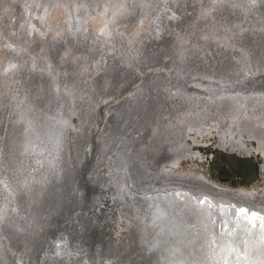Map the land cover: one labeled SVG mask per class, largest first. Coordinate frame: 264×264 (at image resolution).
<instances>
[{
  "label": "rangeland",
  "instance_id": "obj_1",
  "mask_svg": "<svg viewBox=\"0 0 264 264\" xmlns=\"http://www.w3.org/2000/svg\"><path fill=\"white\" fill-rule=\"evenodd\" d=\"M207 81L234 99L264 89V0H0V264H106L155 127L193 152L175 166L157 148L162 180L264 199L256 141L178 120Z\"/></svg>",
  "mask_w": 264,
  "mask_h": 264
},
{
  "label": "bare ground",
  "instance_id": "obj_2",
  "mask_svg": "<svg viewBox=\"0 0 264 264\" xmlns=\"http://www.w3.org/2000/svg\"><path fill=\"white\" fill-rule=\"evenodd\" d=\"M231 68L235 69V64H231ZM223 70L224 73L222 69L220 71L216 69L215 77L219 81H230V66H224ZM205 72L207 71L204 70V75L208 76ZM209 83L214 84L210 81ZM203 86L205 87L203 96L197 91L192 93L193 98H189L194 104L185 103L182 107L184 113L181 119H178L182 122V128L184 127L189 133L208 131L202 126L212 115L211 109L213 115L221 122L228 117L232 119L238 116L233 109H239L241 105L250 101L264 100L262 88L243 91L234 99L225 93L210 94L209 92L213 91L212 87ZM199 99L205 100V104L210 103L207 106L211 109L198 108L197 104H204L202 101L199 103ZM228 106L231 111L228 110ZM193 110L198 111L197 124L191 123V119L188 118ZM194 118L195 116L192 120ZM156 129L159 130L155 127L154 131ZM258 133L260 134L258 143L264 147V130H258ZM160 143L164 145H159ZM159 147L162 155L170 145L156 138L151 148L143 150L147 158H150L149 166L154 175L160 170H155L157 168L155 160L158 156L156 149ZM177 153L176 151L167 155L174 156ZM187 179L189 183L184 182L183 185L179 184V181L178 184L165 181L163 186H154L136 195L128 192V195L124 196L123 186L120 187L119 192L122 195L119 193L116 198L120 208L123 209L124 206L126 210L125 224L131 230L118 238V247L113 245L107 248L106 253L109 256L106 264H264L262 210L259 212L262 215L260 218L238 209L239 204L235 201L226 200L216 203L212 200L211 194L223 195L224 191L219 192L217 188L200 183L199 178L194 177L193 174ZM198 186H203L205 193L199 192V195L196 192ZM212 203H216L217 207ZM135 222H137L136 226L132 227Z\"/></svg>",
  "mask_w": 264,
  "mask_h": 264
},
{
  "label": "flooded vegetation",
  "instance_id": "obj_3",
  "mask_svg": "<svg viewBox=\"0 0 264 264\" xmlns=\"http://www.w3.org/2000/svg\"><path fill=\"white\" fill-rule=\"evenodd\" d=\"M209 64L210 63H207L205 65L204 60H203L202 64L201 63L198 64V67H201L202 69H204L206 71H209V66L207 67V65H209ZM208 76L210 77L211 75L208 74ZM204 85L208 86V87H212L211 90L214 91L215 86H217L218 84L214 83L212 85L209 83V81H207L204 83ZM196 95L198 97V94H196ZM190 97L193 98L192 96H190ZM194 97H196V96H194ZM191 98H188L185 103L189 102L193 105L194 102L191 100ZM208 104H210V103H206V104L204 103L202 105L197 104V107L200 108L201 110L202 109H206V110L211 109L210 106H207ZM243 104H245V102ZM228 110L231 111L232 109L228 106ZM233 112H235V113L237 112L238 116H234L232 119L228 116H225L228 118H226L225 120L220 122L217 119V117H215V115H213L214 113L212 112V109H211L210 113L212 115H210L208 117V120L206 121L205 125H203L202 127L207 126L208 131H210V132L214 131V129H217L219 134H220L221 139L229 145L228 146L229 148H233V149L244 148L245 145L249 141H252V140L256 141V144L258 145V147H260L259 152H261L263 154L264 147H262V145L260 143H258V137L260 135L258 133V130H264V100L255 101V102L250 101L249 103L247 102V104H245L243 106L241 105L239 109L238 108L233 109ZM182 115H183V113H182ZM194 116H195V118L192 120V118ZM188 118L191 119V123L195 122L197 124V121L199 118L198 117V111L193 110V112L191 114L189 113ZM196 126H198V125H196ZM183 129L187 134H189V132H187L184 127H183ZM154 136L156 138H159L160 140H162V135H161L160 130L157 131V129H156V131H154ZM168 138L166 139L167 142H169ZM230 138H232V139H230ZM169 145H170V148L165 150V152L162 154V156H163L162 158H163V160H165V162L168 161L170 163V165L171 164L177 165V161L180 158H182V155H185V154L187 155V154L193 153L190 151L189 147H186L187 145H185V143L183 141H180V140H176L174 142L170 141L168 143V146ZM176 151L178 153L174 156L167 155L168 153L174 154ZM178 156H180V157H178ZM156 165H157V163H156ZM160 165H161V163H160ZM158 167H159V165H157V168ZM193 176L198 177L200 180V183H204L207 186L209 185L210 187L217 188L215 186H211L210 184H208L207 181L204 180L202 177H199L197 175H193ZM172 183H174V182H172ZM235 192L232 191L231 193H235Z\"/></svg>",
  "mask_w": 264,
  "mask_h": 264
},
{
  "label": "water",
  "instance_id": "obj_4",
  "mask_svg": "<svg viewBox=\"0 0 264 264\" xmlns=\"http://www.w3.org/2000/svg\"><path fill=\"white\" fill-rule=\"evenodd\" d=\"M146 149V148H145ZM144 153V152H143ZM150 152L148 151V154ZM146 154V152H145ZM144 155V154H143ZM142 158H139V160H143V162L141 161V163L139 164L138 162L136 163L135 166V177L133 176V170L131 171V176H129V180L124 184L127 186L126 190L124 192V196L128 195V192H131L132 194H138V193H142L143 190H147V189H152L154 186H163V183L165 182L164 180H162V176H157L158 174H153L151 173V167L149 166V163H147V159L143 156H141ZM174 165V164H172ZM176 166V165H175ZM155 170L157 171L158 169L155 168ZM158 172H161V169L158 170ZM161 179V180H160ZM167 182H180L179 184L183 185L184 182L189 183V179L186 178H179L178 180H173L172 178H168L166 180ZM178 184V183H177ZM123 186V185H122ZM203 186H198V190H196V192L199 194V192L205 193V189L202 188ZM124 191V189H123ZM225 193V194H224ZM223 195L220 194H216L212 193L211 197L213 198L212 200H214V202H222V201H235L236 203H238L239 207L237 206L238 209H242L244 210V212H248L251 213L252 215L255 214L256 217H260L262 215H260V211L264 213V199L261 198H256L255 196H253L254 194L252 193L250 194H243V193H231V192H226L224 191ZM200 195V194H199ZM220 199V200H219ZM225 199V200H224ZM216 203H212L213 205H215ZM217 207V204L215 205ZM236 209V208H235ZM229 214H231V212L228 211ZM130 220V217H129ZM133 222V221H132ZM130 220V223H132ZM137 222L133 223V226H136ZM127 230H131V228L128 227L127 225ZM121 259V257H120Z\"/></svg>",
  "mask_w": 264,
  "mask_h": 264
}]
</instances>
